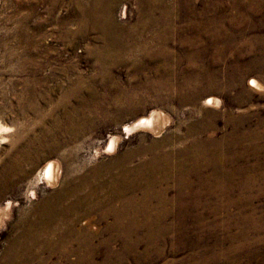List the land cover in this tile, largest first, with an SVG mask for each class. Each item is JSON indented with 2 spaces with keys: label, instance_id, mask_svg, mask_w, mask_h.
Returning a JSON list of instances; mask_svg holds the SVG:
<instances>
[{
  "label": "rangeland",
  "instance_id": "1",
  "mask_svg": "<svg viewBox=\"0 0 264 264\" xmlns=\"http://www.w3.org/2000/svg\"><path fill=\"white\" fill-rule=\"evenodd\" d=\"M105 1L0 0V264L53 190L108 183L127 153L151 175L77 191L103 206L73 212L67 255L28 264H264V0H117L115 33ZM149 114L155 131H122Z\"/></svg>",
  "mask_w": 264,
  "mask_h": 264
},
{
  "label": "bare ground",
  "instance_id": "2",
  "mask_svg": "<svg viewBox=\"0 0 264 264\" xmlns=\"http://www.w3.org/2000/svg\"><path fill=\"white\" fill-rule=\"evenodd\" d=\"M116 1L117 0H106L105 3L103 4L104 8L106 9L105 11L107 12V14H106V17H107L106 21L107 22L106 23L108 24L107 27L109 28V30H107V31H110V32L113 31L114 33L118 32V31H122V28H120L119 25L117 23H115L114 17L112 15L113 6H114V4H116ZM138 2H139L140 7L144 8L146 4H148L150 7H154L156 4L159 3V0H138ZM93 6L96 7L98 5H97V3H93ZM100 7H101V5H100ZM100 21H103V20H100ZM106 23H105V25H106ZM132 35L133 34L130 33L127 36H129L131 38ZM135 35H133V36H135ZM133 38H135V37H133ZM212 43H214V42H212ZM251 81H252V85H256V82L254 80H251ZM137 125L149 126V127H151V129L153 131H155L157 129L154 114H149V116L139 117L132 124H124L122 127V131L128 133L130 128H132L133 126H137ZM192 129L190 128V131ZM115 139H117V138L116 137L111 138V140L108 144V147L106 149L108 153H111L114 151ZM156 143H159V141H156V140L152 141L150 143V146L154 145ZM152 158H155V157H152ZM128 160H129V154L128 153L125 155H119V156L117 155L115 158H113V160L111 161V166H114L117 169V171H116L115 175H112L110 180L107 181L108 183H98L95 186L90 185V182H89L90 178H92V179L96 178L93 176L98 175V171L95 170L92 172L93 176H91L90 178H87L86 175H82V176L78 177L77 179L75 178L76 180H78V181L74 182L75 185L69 186L71 181L68 180L61 187H58L55 190H53L52 194L50 195V196H52L51 198L50 197L47 199L44 198L40 202V206L38 205L37 209L34 211L36 213L32 219L25 218L22 220V223L25 224V232H23L20 236L10 240L7 249L2 254V258L4 260L3 264H28L30 262V259L35 258L38 255V251L43 250V249H47L49 252H52V253H63L66 255H67V253L72 251V249H70L68 247L71 246V244H72L71 236H74L76 234L75 230L73 229V220H72L73 218H71V216H73V214H74L73 212H76V210L81 208L82 206H85L86 208H89V209H91L93 206H103V204L101 202L100 203L97 201L91 202V200L89 202H87L86 200H83V198L81 196L77 195V191L81 190L82 188H88L89 194L93 195L96 191H98V189L102 190L106 186H108L110 188V190H112L113 195H120V193L123 190H125V188H133L134 187L133 185L132 186L126 185V183L124 181L125 176L134 175L135 178H140L141 176L139 174H143L145 176L151 175L152 170L151 171H150V169L143 170V167H144L143 165H136V166L128 165L125 167L124 164L127 163ZM53 162H47L45 164V167H43V169L40 173L41 178L42 179L44 178L46 180V182H49L51 184L54 183V176H55V173H54V166L55 165ZM9 172H10V170H9ZM174 173H176V172L174 171ZM141 179H142V177H141ZM185 187H186V185H185ZM149 191H150V187L148 188V192ZM179 192H180V190H179ZM70 196H74V198L67 201V202H64V200H66ZM128 200H130V198L126 197L125 201H128ZM137 202L138 203H136V206L134 208V212H137L141 207H144L145 206L144 203L146 201H143V202L137 201ZM1 212H2V210L0 211V213ZM109 212L114 214V218H115V220L112 222L111 227L115 228V229H120L121 223H123V220L125 218H127V214L125 213V211H122V210H111ZM124 213H125V218L123 219ZM1 214H4V213H1ZM130 222L133 225H135V224H137L138 220L136 218H132V219H130ZM61 223H63V226L61 225ZM36 227H37V230H34V228H36ZM54 230H56V232ZM53 235H54V237H53ZM87 242L88 241L83 242L82 244H86ZM36 246H37V249H35ZM17 248H20L21 251L17 254H14V252H16L15 250ZM91 249H92V246L89 245V247L87 248V252L85 253V260H87L88 263H92V253L90 254V251L92 252ZM89 255H90V257H89ZM88 257H89V259H88ZM71 264H74V262H72Z\"/></svg>",
  "mask_w": 264,
  "mask_h": 264
}]
</instances>
